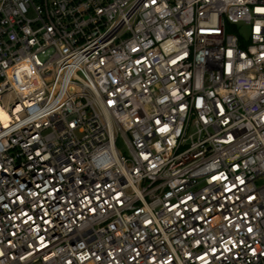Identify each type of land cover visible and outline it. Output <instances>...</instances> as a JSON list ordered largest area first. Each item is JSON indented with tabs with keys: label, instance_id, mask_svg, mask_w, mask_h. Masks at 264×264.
I'll list each match as a JSON object with an SVG mask.
<instances>
[{
	"label": "built area",
	"instance_id": "built-area-1",
	"mask_svg": "<svg viewBox=\"0 0 264 264\" xmlns=\"http://www.w3.org/2000/svg\"><path fill=\"white\" fill-rule=\"evenodd\" d=\"M0 264H264V0H0Z\"/></svg>",
	"mask_w": 264,
	"mask_h": 264
},
{
	"label": "bare ground",
	"instance_id": "bare-ground-1",
	"mask_svg": "<svg viewBox=\"0 0 264 264\" xmlns=\"http://www.w3.org/2000/svg\"><path fill=\"white\" fill-rule=\"evenodd\" d=\"M1 117H3V115L1 114Z\"/></svg>",
	"mask_w": 264,
	"mask_h": 264
}]
</instances>
